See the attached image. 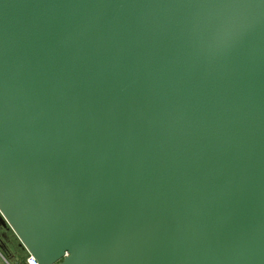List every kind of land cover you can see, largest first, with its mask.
Returning a JSON list of instances; mask_svg holds the SVG:
<instances>
[{
  "label": "water",
  "instance_id": "water-1",
  "mask_svg": "<svg viewBox=\"0 0 264 264\" xmlns=\"http://www.w3.org/2000/svg\"><path fill=\"white\" fill-rule=\"evenodd\" d=\"M0 224L39 264H264V0H0Z\"/></svg>",
  "mask_w": 264,
  "mask_h": 264
},
{
  "label": "crops",
  "instance_id": "crops-1",
  "mask_svg": "<svg viewBox=\"0 0 264 264\" xmlns=\"http://www.w3.org/2000/svg\"><path fill=\"white\" fill-rule=\"evenodd\" d=\"M9 235V234H8ZM4 242H5V244H4V246H6V248L5 249H9V254L11 255V257L13 258V260L14 261H16L17 260V258H18V255L21 257V256H23L24 258H25V263L24 264H26V261H27V258H28V256H29V254H28V252L26 251V252H24L23 250H21L19 247H17L18 248V250L17 251H15L14 249H12V247H16L17 246V242H14V240L12 239V237L10 238V236H8V240H6V239H4ZM12 243H14L15 245L14 246H12ZM8 246H10V247H8ZM1 250H2V248H1ZM3 251V250H2ZM3 253H5L4 251H3ZM5 255H3L1 252H0V264H4V263H8V264H13L12 262H14V261H10L11 263H9L8 262V260L4 257ZM22 257V258H23Z\"/></svg>",
  "mask_w": 264,
  "mask_h": 264
},
{
  "label": "rangeland",
  "instance_id": "rangeland-1",
  "mask_svg": "<svg viewBox=\"0 0 264 264\" xmlns=\"http://www.w3.org/2000/svg\"><path fill=\"white\" fill-rule=\"evenodd\" d=\"M9 234V235H8ZM7 234V236H10V238L12 237V239L14 240V242H17V246L20 244V241H19V239L17 238V236L15 235V233L12 231V230H9V233ZM4 244H5V242H3ZM15 244L14 243H12V246H14ZM8 247H10V246H8ZM0 252L4 255V253H3V251L1 250V248H0ZM5 257V256H4ZM23 256H19L18 255V258H17V260L16 261H14V262H12L13 264H23V263H25V258L23 257ZM6 258V257H5ZM7 259V258H6ZM8 260V262L9 263H11L10 261H9V259H7ZM23 262V263H22ZM4 264H8V263H4ZM26 264H27V261H26Z\"/></svg>",
  "mask_w": 264,
  "mask_h": 264
},
{
  "label": "trees",
  "instance_id": "trees-1",
  "mask_svg": "<svg viewBox=\"0 0 264 264\" xmlns=\"http://www.w3.org/2000/svg\"><path fill=\"white\" fill-rule=\"evenodd\" d=\"M17 247H19L21 250H23L21 247H20V244L18 245V246H16V247H12V249H14L15 251H17L18 250V248ZM5 253H4V255L6 256V258L7 259H9L11 262L12 261H14L13 260V258L11 257V255L9 254L10 252H9V249H5V250H3ZM24 252H26L25 250H23ZM23 263V262H22ZM24 264V263H23Z\"/></svg>",
  "mask_w": 264,
  "mask_h": 264
},
{
  "label": "flooded vegetation",
  "instance_id": "flooded-vegetation-1",
  "mask_svg": "<svg viewBox=\"0 0 264 264\" xmlns=\"http://www.w3.org/2000/svg\"><path fill=\"white\" fill-rule=\"evenodd\" d=\"M9 231L6 230L1 224H0V241L4 242L5 234H8Z\"/></svg>",
  "mask_w": 264,
  "mask_h": 264
},
{
  "label": "built area",
  "instance_id": "built-area-1",
  "mask_svg": "<svg viewBox=\"0 0 264 264\" xmlns=\"http://www.w3.org/2000/svg\"><path fill=\"white\" fill-rule=\"evenodd\" d=\"M27 264H39V263L32 255L29 254L27 258Z\"/></svg>",
  "mask_w": 264,
  "mask_h": 264
}]
</instances>
